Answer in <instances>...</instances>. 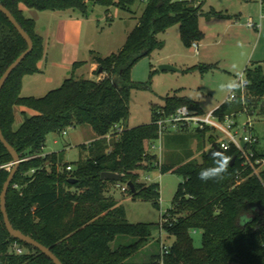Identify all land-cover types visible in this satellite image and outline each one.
<instances>
[{"label":"trees","instance_id":"1","mask_svg":"<svg viewBox=\"0 0 264 264\" xmlns=\"http://www.w3.org/2000/svg\"><path fill=\"white\" fill-rule=\"evenodd\" d=\"M135 1L0 0L34 44L32 52L14 69L0 91V129L22 160L6 195L11 224L48 247L63 264H264V171L261 176L252 175L240 152L231 146L226 153L231 163L223 179H198L201 169L213 165L205 145L209 142L212 146L217 141L208 128L167 135L163 145L169 151L162 161L147 151L149 143L158 138V109H163L165 115L181 107L204 113L200 103L187 96L167 95L162 105L153 106L149 123L125 125L131 91L142 87L131 81V68L153 50L164 47L157 35L178 24L184 45L190 47L204 37L200 17L225 18L226 14L213 9L203 12V2L195 5L196 0H148L122 48L105 57H93L92 62L97 64L94 74H105L104 77L71 76L42 97L21 95L23 77L36 73L37 64L44 57V39L36 32L35 21L24 16L21 4L40 11H70L86 16L88 3L129 11ZM26 49V41L0 11V78ZM82 64L76 62L74 68ZM195 69L190 67L187 71ZM245 74L249 81L246 93L263 99L261 65L250 63ZM15 106L32 111L31 115L22 111L23 121L17 128ZM241 109V99L237 98L223 102L215 112L223 118L238 114ZM75 126L90 127L95 134L89 156L59 169L57 153L44 152L47 136ZM193 139H198L196 151L201 160L195 158L196 152L191 148ZM252 149V160L264 159V150L258 149L257 144ZM67 166L72 169L67 170ZM12 168L13 157L0 141V195ZM156 169L183 177L166 214L170 221L162 226L175 239L171 246H166V252L162 246L148 262L131 263L128 260L149 241L151 226L129 222L124 207L107 196V187L132 182L135 191L129 187L126 191L133 199L149 201L159 208V184L139 181L140 170ZM105 171L119 173L123 178L103 180L101 174ZM71 178L76 181H70ZM190 229L201 230V248L194 246L188 234ZM119 235L136 237L137 241L114 249L111 243ZM16 246L23 253H17ZM0 264H54L44 253L9 234L1 207Z\"/></svg>","mask_w":264,"mask_h":264},{"label":"rangeland","instance_id":"2","mask_svg":"<svg viewBox=\"0 0 264 264\" xmlns=\"http://www.w3.org/2000/svg\"><path fill=\"white\" fill-rule=\"evenodd\" d=\"M199 1L204 2L206 10L214 8L224 14L235 13L237 17L233 16L231 19L215 17L210 20L200 17L199 27L204 37L194 42L197 44V49L194 44L190 47L184 45L178 24L158 34L157 38L165 42L164 47L153 50L149 56L140 59L131 68V81L141 84L142 87L131 91L126 126L134 127L149 123L153 106L162 105L163 98L167 95L190 97L198 101L205 112H208L225 102L229 96V93L220 89V85H224L226 90L228 82L239 81L246 65L260 64L264 72V20L259 31L244 24L249 16L257 19L258 0ZM147 2L148 0H136L129 11L117 6L107 8L88 3L89 12L86 16L78 12H71L69 16L67 12L40 11L24 7V16L35 21L36 32L45 39L44 57L37 64L36 74L24 79L21 95L42 97L50 90L61 86L66 78L71 76L87 78L94 56L105 57L117 53L122 48L129 31L136 25V19L141 16ZM76 62L83 64L74 68ZM163 64L174 66L179 71H161L159 66ZM190 67L196 69L187 71ZM238 91L239 89L235 90ZM263 104L264 98L246 93L245 103H242V109L235 118L237 121L235 130L240 134H243L240 127L244 122L248 119L254 121V134L258 138L257 148L260 150H264ZM19 108L23 109L21 106L14 108L15 128L20 125L18 118H22ZM28 113L31 115L32 111ZM210 133L215 136L217 142L227 140L223 134ZM172 134L174 133L165 134L163 140L167 135ZM209 135L207 133L206 137L208 138ZM94 139L95 134L90 127H71L67 129L65 135L49 134L44 152L57 153L59 169H61L66 163L75 165L79 160L86 159ZM197 140L191 141V148L196 152L195 158L201 160L200 154L196 151ZM107 144L109 148L112 146L111 142ZM154 144L156 147L161 145L158 140ZM210 148L211 145L207 142L205 149L208 151ZM168 151L164 147L160 156L152 153L158 152V149L149 153L162 161ZM148 176L151 179L149 183L159 184V208L154 207L149 201L133 199L126 190H122L124 184H109L106 192L107 196L114 198L124 207L129 222L151 226L149 241L128 260L131 263L148 262L152 255L160 252L162 246H171L175 239L161 226L170 221V217L166 214L172 207L178 184L183 181V177L171 171L162 173L159 169L151 172L139 171L141 181H145ZM188 234L194 246L201 248L203 244L201 230L190 229ZM136 241V237L119 235L111 243V247L116 249Z\"/></svg>","mask_w":264,"mask_h":264},{"label":"built area","instance_id":"3","mask_svg":"<svg viewBox=\"0 0 264 264\" xmlns=\"http://www.w3.org/2000/svg\"><path fill=\"white\" fill-rule=\"evenodd\" d=\"M183 1V0H179ZM197 4L201 1L196 0ZM259 7H260V14L259 19L261 21L264 18V0H258ZM245 25L252 29H259L260 22H257L253 17L249 16L245 21ZM195 48L197 49V44L193 43ZM239 81L242 83V86L239 88V92H234L229 94L226 101L233 102L237 98L241 99V102L245 103V94H246V87L249 85V81L246 77L245 71L241 74ZM264 106V104H263ZM215 109L209 110L208 112L198 113L196 111L190 110L187 107H181L177 109L175 112L165 115L163 109H158L156 112L155 124L158 127V140L161 145L156 147L154 142L149 143L147 147V151L151 152L152 150L158 149V152H152L155 155H161L163 152V137L165 134L168 133H183L186 131H192L195 129H206L208 128L212 132H217L223 134L227 140H222L221 142H216L220 148L222 146L227 145V150L234 146L241 154L245 166H248L252 170V175L261 176V172L264 171V159H256L255 161L252 160L254 156V152L252 146L257 144L258 138L254 134V121L248 119L241 125V131L243 134H240L238 130H235L237 125V121L235 120L238 114L231 113L225 115L223 118H220L218 114H216ZM71 128V127H69ZM67 128V129H69ZM67 129L63 130L61 134H67ZM110 139V136H107ZM12 165V164H11ZM7 166L10 169V166ZM71 166H67V170H71ZM139 181L142 183L149 184L151 181L150 177H146L145 181ZM128 184H124L122 190L128 189ZM162 227V226H161ZM16 252L21 254L23 253V249L21 247H15ZM163 250L166 252L167 247L163 246Z\"/></svg>","mask_w":264,"mask_h":264},{"label":"water","instance_id":"4","mask_svg":"<svg viewBox=\"0 0 264 264\" xmlns=\"http://www.w3.org/2000/svg\"><path fill=\"white\" fill-rule=\"evenodd\" d=\"M0 11L6 15V17L9 19V21L12 23V25L15 27V29L18 31V33L21 35V37L26 41L27 43V49L23 51L5 70V72L2 74L0 78V91L3 88L5 82L7 81L8 77L10 74L14 71V69L25 59V57L32 52L34 48L33 41L29 34L23 29V27L19 24V22L16 20L14 15L0 3ZM159 69L161 71H179L176 67L168 65V64H163L159 66ZM0 141L2 144L7 148V150L10 152V154L13 157V168L6 180V182L3 185V189L0 195V207L1 211L3 213L4 217V223L5 227L8 230L9 234L17 239L22 241L23 243L30 245L42 253H44L46 256H48L54 264H63L60 259L45 245L41 244L37 240H35L33 237L24 234L22 231L16 229L13 227L11 224V221L9 219L7 209H6V195L7 191L9 188L10 183L13 180V177L17 171V169L20 166L21 163V157L17 153V151L8 143V141L5 139L2 130L0 129ZM217 150H222L220 146L215 142L212 144L211 148L209 149L208 153L211 155L213 151ZM101 178L103 180H110V181H121L122 180V175L116 172H102ZM70 181L75 182L76 179L71 178ZM129 188L134 192L135 191V185L132 182H128Z\"/></svg>","mask_w":264,"mask_h":264},{"label":"clouds","instance_id":"5","mask_svg":"<svg viewBox=\"0 0 264 264\" xmlns=\"http://www.w3.org/2000/svg\"><path fill=\"white\" fill-rule=\"evenodd\" d=\"M242 83L237 80L228 82L225 90L224 85H220V89L226 93H234L235 90L239 89ZM227 145L222 146V150H217L212 152L213 165L208 168H203L198 173V179L203 182H208L212 180L223 179L224 175L227 173L229 165L231 163V157L226 154Z\"/></svg>","mask_w":264,"mask_h":264},{"label":"crops","instance_id":"6","mask_svg":"<svg viewBox=\"0 0 264 264\" xmlns=\"http://www.w3.org/2000/svg\"><path fill=\"white\" fill-rule=\"evenodd\" d=\"M202 2V1H201ZM258 2V1H257ZM24 7H26L25 5L23 6V4H21V9L23 10V12L25 13V8ZM201 9H202V11L203 12H207V11H209V10H206L205 8H204V2L202 3V7H201ZM211 9H213V10H215V11H219V12H221V10H217V9H214V8H211ZM210 9V10H211ZM258 16H257V19H255L257 22H260V28L259 29H255L256 31H259L260 29H261V24H262V21L264 20V18H262L261 19V21H260V19H259V14H260V7H259V3H258ZM143 12V11H142ZM68 13V15L69 16H71V12H67ZM26 15V14H25ZM228 17H225V18H222V19H231L233 16H236L237 17V15L235 14V13H233V14H226ZM202 18H205V17H202ZM213 18H215V17H213ZM139 19V18H138ZM138 19H136L137 20V22H136V24L138 23ZM206 19V18H205ZM212 19V18H211ZM207 20H210V19H207ZM245 24V23H244ZM136 25H134L133 27H132V29L135 27ZM131 29V30H132ZM130 30V31H131ZM129 31V32H130ZM40 35V34H39ZM42 37H43V39H45L44 38V36L43 35H41ZM127 38V37H126ZM165 43V42H164ZM247 66V65H246ZM97 69V64H95V63H91V66H90V69H89V75H88V77L87 78H91V79H99V78H102V77H104V75L105 74H100V75H96V74H94V71ZM36 73H34V74H31V75H35ZM27 76H30V75H26V76H24L23 77V80H22V90H21V92L23 91V87H24V79L27 77ZM83 78H86V77H83ZM27 110L28 109H25V108H23V109H21V108H19V110L18 111H20V115L22 116V118H18V120H19V122L21 123L22 121H23V115H22V111H26L27 112ZM29 111H31V110H29ZM28 111V112H29ZM27 112V114H29ZM152 119V118H151ZM55 142H57V141H55ZM53 153V152H52ZM45 154H48V153H45ZM120 203V202H119Z\"/></svg>","mask_w":264,"mask_h":264}]
</instances>
